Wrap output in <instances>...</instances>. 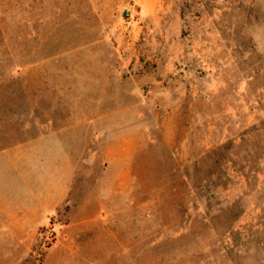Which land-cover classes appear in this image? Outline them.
Wrapping results in <instances>:
<instances>
[{
	"label": "rangeland",
	"instance_id": "1",
	"mask_svg": "<svg viewBox=\"0 0 264 264\" xmlns=\"http://www.w3.org/2000/svg\"><path fill=\"white\" fill-rule=\"evenodd\" d=\"M0 264H264V0H0Z\"/></svg>",
	"mask_w": 264,
	"mask_h": 264
}]
</instances>
